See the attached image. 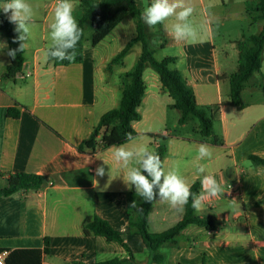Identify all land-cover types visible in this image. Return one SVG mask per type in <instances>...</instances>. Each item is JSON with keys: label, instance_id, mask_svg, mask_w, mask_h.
<instances>
[{"label": "crops", "instance_id": "obj_1", "mask_svg": "<svg viewBox=\"0 0 264 264\" xmlns=\"http://www.w3.org/2000/svg\"><path fill=\"white\" fill-rule=\"evenodd\" d=\"M247 1L238 5L235 19L247 17ZM29 2L36 8L35 21L23 52L22 69L13 78L2 76L9 56L7 47L0 52V186L13 173L36 174L44 182L38 190L0 197V250L42 249L47 237L49 253L43 255L41 264H93L114 257L126 258L127 254L117 243L83 234V220L95 215L122 234L135 262L149 264L141 237L129 227L126 200L131 188L124 182V172L115 162L113 152L117 146L133 148L141 144L155 152L157 145L164 144L166 153L162 161L166 169L178 168L190 185L198 182L197 194L203 191L198 163L206 167V174L213 175L222 184L225 193L206 200L200 211L195 210L199 217L214 216L215 229L187 226L176 244L159 247L163 264H201L203 259L208 264H264V165L249 160V156L264 159V101L244 102L241 109L228 104L226 77L236 70L237 57L234 71L232 66L228 70L220 62L212 23L208 22V13L215 20L220 16L212 10L213 6H207L203 0H197L196 6V0H190L197 12L192 22L202 34L198 43L176 41L171 35L172 20L166 22L167 28L163 25L152 28L150 35L161 36L164 41L160 46L175 51L171 64L192 89L195 103L219 105L214 120L218 131L213 135L221 137L222 144L172 134L168 117L174 111L170 107L173 100L162 89L158 75L147 66L142 74L145 91L138 107L139 119L132 122L136 132L134 141L98 145L94 153H82L76 146L91 134L105 112L120 103L125 81L113 83L108 73L119 66L122 79V74L137 60L125 66V59L139 42L133 44L121 63L109 68L111 59L135 36L134 33L116 53H108L106 48L98 51L97 47L110 32L95 46L90 41L83 45L81 63L54 66L46 58V52L52 45L49 26L54 22L57 0ZM72 3L81 12L79 0ZM222 5L223 10L225 5ZM243 36L239 34L229 40L237 55L236 41ZM0 43L7 44L3 33H0ZM137 52L138 58L141 44ZM225 56L228 57L227 53ZM8 108L16 109L18 117L7 116ZM107 133L101 129L97 140L103 134L109 137ZM150 134L164 135L167 139L162 142ZM200 144L211 146V159L197 160ZM188 147L192 149L186 152ZM101 165L105 168L102 177L95 171ZM183 215L177 214L166 202L154 201L148 215L149 231L167 230ZM165 247L167 252L162 251ZM138 253L145 259L137 261Z\"/></svg>", "mask_w": 264, "mask_h": 264}, {"label": "trees", "instance_id": "obj_2", "mask_svg": "<svg viewBox=\"0 0 264 264\" xmlns=\"http://www.w3.org/2000/svg\"><path fill=\"white\" fill-rule=\"evenodd\" d=\"M80 16L77 19L79 26L85 29L86 23L93 28V34L90 44L95 46L104 37H106L118 23L127 15H132L135 19V36L131 38L125 46L111 59L108 64L110 68L114 64L121 63L124 56L133 46L139 42L141 52L134 65L128 71L122 74L125 81L119 106L105 112L99 119L97 125L91 134L76 146L79 152L94 153L98 145L105 147L111 143L122 144L128 141L127 137L136 136L132 128V122L139 119L138 107L141 103L145 91L143 81V70L150 67L159 77L162 89L168 93L173 100L170 107L178 111L179 117L177 123L183 125L189 120H197V131L201 141H210L214 145H221L223 140L212 133L213 122L219 109L218 104L198 106L195 103V97L192 89L187 85L183 75L174 69L169 68L175 58L168 56L163 59H156L154 50L147 44L146 23L142 19L143 11L140 7L139 0H79ZM152 0H148L150 6ZM246 16L253 22L261 21L262 26L258 33L245 35L236 41L237 67L236 70L227 76L229 83L228 104L239 109L245 106L242 100V91L244 85L251 79L255 73L261 71L262 52L264 48V0H248L245 3ZM15 25L10 23L2 11H0V33H3L7 40V51L19 47L18 43H13L18 35L15 31ZM84 45V34L77 45V56L74 61L68 60H48L54 66H68L79 64L82 60V50ZM49 49V48H48ZM47 49V50H48ZM24 52V51H23ZM23 52H18L15 59L9 57V64L3 72L4 78H13L16 73L20 72L23 66ZM7 116L17 118L18 111L8 108ZM108 131V136L103 134L101 140L97 137L100 130ZM151 137L160 139L164 142L167 136L153 135ZM113 138V142L110 141ZM155 153L163 159L166 148L164 144H159L155 148ZM249 160L255 164L264 165V159L249 156ZM147 175L146 173H144ZM43 178L36 174L13 173L5 179V185L0 186V197H7L19 191L38 190L43 186ZM199 183L191 185V191L197 194ZM127 220L131 231L141 237L145 249L149 255V264H163V255L158 249L163 244H176L177 238L181 231L189 225L203 227L206 230H213L216 227V219L210 215L199 217L192 207V201L185 206L184 215L174 226L159 233H151L148 228V215L152 209L153 202H146L136 195L134 186L127 192ZM135 202L136 206L131 207ZM82 232L84 235H95L103 237L108 242L117 243L125 253L126 258H111L108 260L96 262L93 264H138L129 246L126 244L121 233L113 229L107 221L92 215L87 216L82 222ZM5 252V264H41L43 255L49 253V241L45 237L43 248H21L12 250H0ZM201 264H208L203 259ZM253 264V263H246Z\"/></svg>", "mask_w": 264, "mask_h": 264}, {"label": "clouds", "instance_id": "obj_3", "mask_svg": "<svg viewBox=\"0 0 264 264\" xmlns=\"http://www.w3.org/2000/svg\"><path fill=\"white\" fill-rule=\"evenodd\" d=\"M72 0H57L54 8V22L50 24L51 47L46 52V58L56 60L74 61L77 56V45L83 36V29L79 26L73 15ZM0 11L8 15V20L16 27L18 34L13 43H18L16 49H9L7 55L16 58L18 52H23L31 33V26L35 21L36 8L29 0H3ZM195 8L190 0H152L150 6L144 9L142 19L151 28L157 25L168 27L171 24V35L176 41L195 44L201 41V30L191 20ZM212 15L208 13V22H212ZM7 47L0 43V52ZM129 141L134 137L129 135ZM213 152L211 146L200 144L197 160L211 159ZM113 158L124 172L122 177L125 184L134 186L136 195L146 202L159 200L166 202L177 214H183L185 206L192 201V207L200 211L206 200L224 195L225 190L221 183L211 174L203 164H197V173L202 177L203 191L194 194L191 185L180 174L178 168L166 169L161 157L151 151L146 145L127 148L124 145L115 147ZM105 163V162H104ZM97 176L105 175V168L101 165L96 168ZM146 173L147 175H145ZM110 177V170L108 172ZM133 202L131 207H135Z\"/></svg>", "mask_w": 264, "mask_h": 264}, {"label": "rangeland", "instance_id": "obj_4", "mask_svg": "<svg viewBox=\"0 0 264 264\" xmlns=\"http://www.w3.org/2000/svg\"><path fill=\"white\" fill-rule=\"evenodd\" d=\"M207 6L212 5V10L220 14L218 20L212 19V31L214 36L215 46L218 51V55L220 58L221 64L226 66L228 70L234 71V67L236 64L237 53L232 48L229 43L230 39H236L239 37V34L243 35H251L256 34L260 31L261 21H251L248 17L235 19L234 15H236L240 9L238 5H241V1L243 0H203ZM140 7L144 12V9L148 7V0H139ZM222 4H224V9L222 10ZM194 6V5H192ZM197 6V0H196ZM239 8V9H238ZM229 9V10H227ZM80 11L76 8L73 10V15L78 19L80 16ZM197 13V12H195ZM194 13V15H195ZM193 16L191 17L192 20ZM134 17L132 15H128L123 22L118 25L111 33L104 39L103 43H101L97 50L101 51L103 48H106L108 53H116L121 47H123L124 43L134 35ZM149 27V26H148ZM156 28V27H155ZM150 30V31H149ZM146 32L147 34V44L149 47L154 49V56L156 59H162L166 54L174 55V50H170L166 47H161L160 42H163L164 39L159 35H150V32L153 31L151 27ZM93 34V28L89 23H86L84 29V44L89 42L91 36ZM140 48V44L137 43L133 46L130 55L125 59V66L128 67L131 61H135L137 59V55ZM227 53L228 57L225 56ZM133 63V62H132ZM119 66H114L113 70L108 73V79L115 82L124 81V79H120L119 77ZM169 68L174 69V64H170ZM226 86H228L226 84ZM242 100L245 103L264 101V48L262 52V66L261 71L259 73H255L252 78L244 85L242 91ZM179 117V113L174 109L169 113V122L168 128L171 129L172 134H177L184 138H198L200 137L197 131V120H189L183 126H180L177 123V119ZM218 131V124L214 121L212 133L215 135ZM153 148V147H152ZM192 147H188L186 152ZM185 152V153H186ZM166 248V249H165ZM162 251L167 252L168 247H165ZM146 252V251H145ZM137 261L144 260L145 257L143 254H137Z\"/></svg>", "mask_w": 264, "mask_h": 264}, {"label": "built area", "instance_id": "obj_5", "mask_svg": "<svg viewBox=\"0 0 264 264\" xmlns=\"http://www.w3.org/2000/svg\"><path fill=\"white\" fill-rule=\"evenodd\" d=\"M5 255H6L5 252H0V264H5V262H4Z\"/></svg>", "mask_w": 264, "mask_h": 264}]
</instances>
